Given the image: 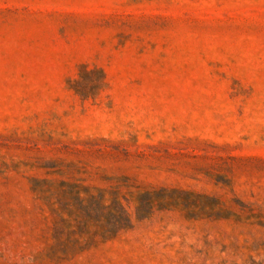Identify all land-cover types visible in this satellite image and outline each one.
Masks as SVG:
<instances>
[{"label":"rangeland","instance_id":"rangeland-1","mask_svg":"<svg viewBox=\"0 0 264 264\" xmlns=\"http://www.w3.org/2000/svg\"><path fill=\"white\" fill-rule=\"evenodd\" d=\"M0 264H264V0H0Z\"/></svg>","mask_w":264,"mask_h":264}]
</instances>
